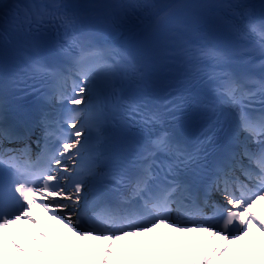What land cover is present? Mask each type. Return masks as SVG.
<instances>
[{
    "label": "snow or ice",
    "instance_id": "1",
    "mask_svg": "<svg viewBox=\"0 0 264 264\" xmlns=\"http://www.w3.org/2000/svg\"><path fill=\"white\" fill-rule=\"evenodd\" d=\"M51 7L49 17L41 16L38 22L50 19L64 28V43L78 50L74 63L79 79L62 78L71 80L70 91L58 90L57 102L78 106L94 74L110 77L115 65L105 62L100 49L81 44L63 0H52ZM244 15L249 16L247 33L258 37L264 53V25L250 18L247 6ZM121 54L127 60L126 53ZM199 54L220 59L214 49H200ZM127 66L134 70L130 62ZM32 70L52 74L39 63ZM216 79L218 105L233 121L235 150L217 164L208 187L220 192L228 207L213 203L211 214L203 212L188 185L175 179L180 165L194 154L166 133L148 141L131 174L107 166L102 153H95L86 168L74 164L69 169L63 160L79 157L87 148L83 134L96 130L99 135V130L92 121L80 123L83 109L68 107L56 130L42 118L43 143L37 141L35 158L27 143L7 147L23 138L0 126V167L11 170L0 184V264H264V80L238 79L229 72ZM143 119L155 122L158 115L149 113ZM64 125L72 131H65ZM160 155L169 159L157 160ZM89 181L117 185L116 204L91 215L81 209ZM61 200L69 201L73 210ZM159 229L168 232L160 234ZM181 241L200 250H167H175Z\"/></svg>",
    "mask_w": 264,
    "mask_h": 264
},
{
    "label": "bare ground",
    "instance_id": "2",
    "mask_svg": "<svg viewBox=\"0 0 264 264\" xmlns=\"http://www.w3.org/2000/svg\"><path fill=\"white\" fill-rule=\"evenodd\" d=\"M88 89H89V90H88V92H87L86 95H85L84 102H83L81 105H78V106H76V105H72V106H70V105H69V107H73V108H81V109H83L84 115L81 117V120H80V123H81V124L84 122L85 117H86V115H85V111H86V106H87V97H88V94L91 92V89H90L89 86H88ZM2 111H3V109H0V113H1ZM63 163L66 164V165L68 166L69 169H73V168H74V164H75V158H74V160H68L67 158H65V159L63 160ZM90 182H91V181H89L88 184H89ZM89 189H90V188H89V186L87 185V186L85 187V199L82 200L81 204L79 205V207H80L81 209H82L83 205H84L85 202H86V198H87L88 190H89ZM218 198H220V199H224V197H222V196H221V197H218ZM224 200H225V199H224ZM224 200H220V203H222V204H224V205H227V202L224 201ZM60 203H69V205H70L69 210H73L72 207H71V203H70L69 201L61 200ZM34 211H35L38 215H40L44 220H46V217H44V214H43L39 209H34ZM45 230L50 232V230H49L47 227H46ZM158 232H159L160 234H163V233L168 232V230H167V229H159ZM50 234H51V232H50ZM169 234L172 235L174 238H175V236H176L175 233H169ZM153 235H155V234H153ZM257 235H258V234H257ZM26 246H27V245H26ZM118 246H119V245H118ZM167 250H168L169 252L175 251V252H179V253H186V252H188V251H197V250H200V249H199V247H195V248H187V247L184 246L183 242L181 241V243L177 246V248H176L175 250L171 249L170 247H169ZM33 255H34V253H33ZM45 258L47 259V257H45ZM33 264H34V261H33ZM49 264H55V262L49 260Z\"/></svg>",
    "mask_w": 264,
    "mask_h": 264
}]
</instances>
